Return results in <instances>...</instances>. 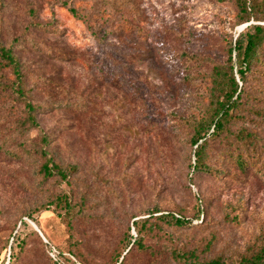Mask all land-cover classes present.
I'll return each mask as SVG.
<instances>
[{
  "label": "rangeland",
  "instance_id": "1",
  "mask_svg": "<svg viewBox=\"0 0 264 264\" xmlns=\"http://www.w3.org/2000/svg\"><path fill=\"white\" fill-rule=\"evenodd\" d=\"M236 21L234 0H0V42L15 47L38 123H22L24 102L0 84V264L18 232L13 264H70L55 262L58 252L74 264H232L258 252L260 69L248 76L230 133L208 144L212 171L192 167L190 138L208 112L214 68L226 62L230 37L264 24ZM48 159L64 179L39 171Z\"/></svg>",
  "mask_w": 264,
  "mask_h": 264
},
{
  "label": "trees",
  "instance_id": "2",
  "mask_svg": "<svg viewBox=\"0 0 264 264\" xmlns=\"http://www.w3.org/2000/svg\"><path fill=\"white\" fill-rule=\"evenodd\" d=\"M236 7V23H246L250 20L262 21L264 19V0H234ZM14 41V40H13ZM228 57L226 62L222 65L216 66L213 72V87L214 90L210 96L208 103V112L199 120L194 122L193 134L190 138V146L194 147V163L192 164L193 171L210 173L212 170L207 165L206 151L209 142L222 134L230 133L229 121L234 113V109L238 104L243 92L245 91L248 76L254 70L260 69L264 74V24L249 23L235 37H230L228 41ZM13 44L5 46L0 42V73L3 69H8L14 76L13 80L3 79L0 84L6 86V89L15 96L19 97L24 102L25 116L22 123L27 124L30 128H37L34 112L36 106L25 99L23 85L25 77L21 69L20 61L14 51ZM233 55V56H232ZM234 57V60H232ZM3 77V74H0ZM27 127V128H28ZM244 137H241V140ZM41 144L44 147L48 146L49 138L46 134L41 136ZM12 157L15 154L8 152ZM41 157L47 156V151L44 149L39 150ZM236 164L239 168H244L245 162L237 155ZM48 159L41 165L40 172L44 176H51L57 173L62 179L66 174L57 165L49 166ZM156 209L148 210L145 214L147 217L139 218L133 221L132 228L140 232V227L145 223L146 219L151 217ZM28 217L31 216L29 212H24ZM199 217V215L197 216ZM158 219L170 222L178 226L188 223V219L174 216L173 214H160ZM23 225L25 223L21 221ZM129 236V235H128ZM133 236L127 239V246L130 245ZM24 239L18 232L10 243V259L9 264H13L16 260L18 252L21 251ZM139 245L140 242L134 239L133 244ZM132 244V245H133ZM60 252L57 253L55 262L74 264L75 259L69 255L61 260ZM123 259V258H122ZM122 261V260H121ZM119 259L115 260L113 264H121ZM4 264V260L1 261ZM206 264H221L218 260H211ZM232 264H264V244L254 255L249 258H244L237 263Z\"/></svg>",
  "mask_w": 264,
  "mask_h": 264
}]
</instances>
